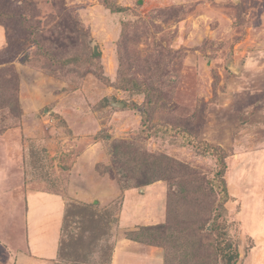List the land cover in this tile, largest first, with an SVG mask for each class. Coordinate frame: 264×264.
I'll list each match as a JSON object with an SVG mask.
<instances>
[{"label": "rangeland", "instance_id": "rangeland-1", "mask_svg": "<svg viewBox=\"0 0 264 264\" xmlns=\"http://www.w3.org/2000/svg\"><path fill=\"white\" fill-rule=\"evenodd\" d=\"M0 14V264L55 262L52 235L28 240L34 191L66 201L56 264H111L116 243L179 264L204 234L189 264H224L209 246L223 221L235 264H264V0H0Z\"/></svg>", "mask_w": 264, "mask_h": 264}, {"label": "crops", "instance_id": "crops-1", "mask_svg": "<svg viewBox=\"0 0 264 264\" xmlns=\"http://www.w3.org/2000/svg\"><path fill=\"white\" fill-rule=\"evenodd\" d=\"M0 34V45H4ZM238 73H239V69ZM143 191V190H142ZM125 204L123 206L124 214L130 213L132 216L136 212H139V202L137 195L133 190H128L125 193ZM134 199V200H133ZM148 208V206L143 205ZM66 201L59 194L47 192V191H34L28 194L27 198V214L29 228V242L35 246V237L48 235L51 236L53 240L47 242L50 245L56 243V258L54 264L59 258L60 243L63 236V228L66 219ZM128 209V210H127ZM127 210V211H126ZM131 210V211H130ZM134 211V212H132ZM138 218L141 216L140 213L136 215ZM34 237V238H33ZM129 242V240H127ZM132 244L138 245L136 242L131 241ZM55 245V244H54ZM53 247V246H52ZM119 244L116 243L114 247V253L111 260V264H148V256L143 254V257L138 253H133L130 251H122L119 253ZM33 249V246H32ZM34 251V250H33ZM119 253V254H118ZM133 253V254H132ZM147 253V252H146ZM148 254V253H147ZM31 258L39 259L38 257L31 256ZM118 260V261H117ZM117 262V263H116Z\"/></svg>", "mask_w": 264, "mask_h": 264}, {"label": "trees", "instance_id": "trees-1", "mask_svg": "<svg viewBox=\"0 0 264 264\" xmlns=\"http://www.w3.org/2000/svg\"><path fill=\"white\" fill-rule=\"evenodd\" d=\"M1 15V14H0ZM0 18H2V17H0ZM225 171V170H224ZM224 171H223V173H224ZM223 173H222V175H223ZM222 180H223V183L224 184H222V185H220L219 187L221 188V191H225L226 192V184H225V181H224V179L222 178ZM221 180V181H222ZM194 214V213H193ZM200 214V211H197V214H195L194 216L192 215L191 216V218H192V220H195V218L196 217H198V215ZM203 218L201 217V220H202ZM66 220V219H65ZM197 221H198V218L196 219ZM194 221L193 222V224H192V228L194 229V230H192L194 233L193 234H197L199 231H201L200 230V228L199 227H196V229L194 228L195 226H196V224L198 225V226H200L202 223L199 221V222H197V221ZM205 221V220H204ZM66 222V221H65ZM216 222H217V220L215 219V221H214V224H216ZM65 225V224H64ZM195 225V226H194ZM215 227H214V229H219V232H220V234H222V232H223V234L222 235H220L221 236V238H220V240H221V242L220 241H217V242H215V244H211V245H209V246H212L213 248H215L216 249V251L218 252H220V254H221V256L223 257V259H224V261H223V263L224 264H235L236 263V261L238 260V258H239V254H238V252L236 251L235 253H229V252H225V250L222 248V240H223V238H224V231H225V229H226V225H225V223H224V221L220 224V225H214ZM135 240H137V239H135ZM186 242V247L187 248H192L193 249V253H185V255L183 256V258L182 259H180L179 260V264H189L190 263V257H191V255H196V254H198V252H200V249L203 247V249L205 248V244L204 243H208V242H214V240H212V238H210L209 237V239L208 238H206V235L204 234V238H201V239H197V241H196V243L198 244V246H197V248L198 249H196V247H195V245H194V243H192L190 240H188V241H185ZM201 247V248H200ZM171 250H176V248L175 247H172L171 248ZM214 250V249H213ZM60 252V251H59ZM177 262V261H176ZM238 262V261H237ZM214 264V263H213Z\"/></svg>", "mask_w": 264, "mask_h": 264}, {"label": "water", "instance_id": "water-1", "mask_svg": "<svg viewBox=\"0 0 264 264\" xmlns=\"http://www.w3.org/2000/svg\"><path fill=\"white\" fill-rule=\"evenodd\" d=\"M230 69H231L232 71H234V72H238V70H237L236 68H234V67H230ZM111 104H112L113 106H116V107H123V104H122V103H117V102L111 101Z\"/></svg>", "mask_w": 264, "mask_h": 264}]
</instances>
